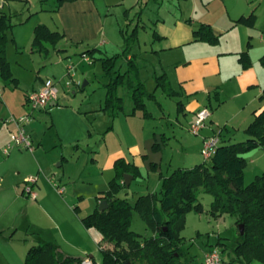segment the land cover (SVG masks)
<instances>
[{"label": "rangeland", "instance_id": "rangeland-1", "mask_svg": "<svg viewBox=\"0 0 264 264\" xmlns=\"http://www.w3.org/2000/svg\"><path fill=\"white\" fill-rule=\"evenodd\" d=\"M105 1L119 0L97 2L102 4ZM55 4L56 0H10L9 5L4 8L11 15L12 22L26 17L32 10L54 7ZM123 5L127 8H115L110 12V20L115 29L120 26L126 34L131 33L134 27L138 29V38L133 44L132 53L140 66V79L146 89L155 95L154 98H145L149 116H141L142 112L138 110L136 117H125L123 112L131 109L132 102L126 94V89L119 87L118 94L122 95L124 100L123 111L118 119L112 122L114 128L107 135L105 145L102 137L111 122L106 117L102 119L101 114H90L92 108L102 104L105 92L103 83L107 77L103 75L100 60L97 56L93 58L86 55L87 59L82 56L81 52L88 47L87 44L72 46L60 42L59 46L64 51L60 54L53 50V65L45 67L41 72L42 76H51L54 72V80L60 91L59 98L57 104H49L37 117V134H41L45 142L55 138L59 142L55 146L56 150L59 156L69 161L65 168L73 180L80 177L91 184L111 177L112 171L103 167L102 162L111 163L114 159L112 153L124 150L129 143L140 145L143 153L159 151V154H150L147 161L140 162L139 175L118 193V196L127 197L133 202L140 194L149 191L159 193L158 172L156 167H152V163L159 162L161 154L164 157L159 168L164 173L178 166L192 167L203 161L209 163V159L205 160L201 154L203 140L200 148V138L208 130L207 123L210 118L205 121L206 128L198 134L190 131L192 111L189 106H195L196 102L198 107H205L210 111L214 123V130L203 138L221 133L223 137L233 135L229 141L236 142L247 137L243 129L252 110H258L264 104V100L258 98L261 88H264V64L260 63V58L264 57V0H126ZM130 6L135 8H129ZM124 9H127L125 13ZM253 9L256 21L252 27L242 23L234 24L235 18L247 15ZM42 14L45 13L33 17L32 21ZM200 22H209L221 32L216 45H200L196 42L176 45L187 41L192 30ZM155 30L166 37L155 40L152 37ZM102 38L107 44L99 47L100 55L120 52L125 46L123 38L119 44L110 43L107 36ZM247 40L251 43L252 66L241 71L236 51L243 50ZM28 52L29 49L26 48V62ZM11 59L14 63L13 58ZM121 63L125 67V62ZM41 65L42 61L38 63L37 68H43ZM162 73L168 81L166 90L156 86L155 77ZM30 75L23 74L20 76L21 81H28L32 78ZM256 75L260 77V84L248 87L251 82L255 83ZM202 83L204 86H201ZM213 87L221 88L217 98L214 90L209 92V88ZM170 90L176 92L169 94ZM181 104L184 110L181 109ZM55 107L60 109L51 111ZM29 113L30 116L33 115L32 112ZM36 113L37 111L34 112ZM52 122L55 124L51 129ZM87 130L92 132L91 136L87 135ZM122 139L126 143L124 146L119 145ZM158 143L161 150H154L153 145ZM92 155L102 161L101 165L90 162ZM243 156L246 160L243 168L244 184H248L255 175L264 171V146L249 149ZM86 159L88 162L83 165ZM58 162L59 160L52 165L55 172L62 171V167L57 166ZM80 178L77 181L78 186L82 182ZM51 179V175L46 177L48 183L53 185ZM67 185L71 189V181H68ZM212 199L210 192L199 190L197 200L202 205L201 211H187L182 222L176 225V232L180 237L179 245L188 264H201L209 247H216L226 264H262L256 259L248 263L233 260L235 253L231 247L235 246L238 240L234 219L228 214L212 216L209 213ZM93 203L95 204V200L93 202L90 199L82 202L81 212L86 213ZM131 229L140 236H150L154 233L137 212L133 214ZM95 255L97 263L100 264V250H97Z\"/></svg>", "mask_w": 264, "mask_h": 264}, {"label": "trees", "instance_id": "trees-1", "mask_svg": "<svg viewBox=\"0 0 264 264\" xmlns=\"http://www.w3.org/2000/svg\"><path fill=\"white\" fill-rule=\"evenodd\" d=\"M66 1L74 0H56V7ZM235 21L253 26L255 14L241 15ZM11 26L10 17L0 11V78L16 84L5 51L6 31ZM121 33L124 48L120 52L97 58L103 75L107 77L103 83L105 96L101 110L111 118L123 111V96L118 94V88L122 87L133 104L128 114L123 113L133 115L136 110H140L144 117H148L144 101L155 95L146 89L140 79V66L132 53L138 29L134 27L128 34L121 29ZM218 36L209 24L200 23L193 30V40L216 43ZM62 37L59 31L51 30L45 24H37L33 30L32 48L46 52V44L56 45ZM96 51L98 49L90 48L81 54L94 58ZM238 60L243 68L250 64L246 51L239 53ZM121 61L125 62L124 69L120 65ZM155 79L157 87L168 89L164 73ZM172 93L170 90L169 94ZM259 98L264 100V93ZM243 130L247 137L236 142H230L220 133L213 153L205 158L209 159V163L203 161L192 167L178 166L172 169L161 176L159 193L140 194L133 202L127 197L118 196V193L125 186L123 174L129 173L135 178L140 173L139 168L132 162L117 158L113 163L114 174L108 182V189L97 196L99 202L106 200L107 207L99 210L98 202L90 213L81 218L86 227L95 228L102 236L104 245L100 247V264H188L179 245L176 225L182 222L187 211H201L202 205L197 200L199 190L212 194L209 208L212 216L228 214L234 219L238 240L231 247L235 253L233 260L248 263L256 259L264 264V171L255 175L248 184H244L243 174L246 162L243 154L249 149L264 146V108L254 114ZM153 148L157 150L158 144H154ZM152 167H156L155 163H152ZM134 212L152 228V235L140 236L131 229ZM239 224L243 225L242 233ZM220 245L225 247L223 243ZM89 260L90 264H98L93 258ZM82 261L81 257L65 254L54 243L43 242L28 248L23 264H82Z\"/></svg>", "mask_w": 264, "mask_h": 264}, {"label": "crops", "instance_id": "crops-1", "mask_svg": "<svg viewBox=\"0 0 264 264\" xmlns=\"http://www.w3.org/2000/svg\"><path fill=\"white\" fill-rule=\"evenodd\" d=\"M97 1L98 0H74L63 2L58 7H56V4L54 7H40L34 11H30L26 17L19 18L12 22L11 15L8 14L4 8V6L9 5L10 0H5V3H3L2 6L0 4V11H3L8 16L10 15V22L12 23V26L6 31L7 41L5 51L12 76L16 78V84L0 78V264H23L28 248L31 245L43 242L56 244L65 254L78 256L82 259L93 258L97 262L95 254L97 250H100V247L104 245L101 240L102 236L95 228L86 227L82 223L81 218L94 209L99 202L97 196L108 189V182L114 174L113 163L117 158H123L127 162H132L139 168L140 162L147 161L150 154H159V151L153 150L143 153L140 149V145L136 143H129L126 145L124 139H122L119 145L124 146L125 144L126 146L124 150L120 149L114 151L112 153L114 159L111 163H109L110 161H101L103 167H106L108 171H112L111 177H107L101 182L91 184L80 177L73 180V177H71L72 175L66 171L65 165L68 164L69 161L63 156H59L55 147L59 142L56 141L54 136L53 140L49 141L47 139V142H45L40 136L41 134H37V128L39 126L37 117H39V115H41V113L48 107L38 110L36 114H34V111L32 112L33 115L30 116V110L26 103V95L28 92L38 89L45 78L56 79L54 72L51 73V76H42L41 72L46 69L45 67L53 65V62L51 61L53 58V50L60 54L64 51L63 48L59 46V43L64 42L72 46L87 44L88 47L82 52L90 48H96L98 51H96L93 56L94 58L96 56V58H98L102 56L100 55L101 53H98L100 52L99 47L104 43L107 44V41H104L102 37L107 36V40L110 43L112 42L115 44H119L121 38H123L121 33V29L123 28L119 26L115 29V26L111 24L110 12L115 8H127V6L124 7L123 5L126 0H119L116 2L105 1L102 2V4ZM129 8L135 7L130 6ZM126 10L127 9H124L123 13H125ZM254 11L255 9L251 10L249 13H254ZM40 13L45 14H42V16L32 21V18L40 15ZM115 15L117 16V14ZM237 18L234 19V24H238L235 21ZM130 23L131 22H128V24ZM200 23L209 24L214 31L219 34V40L221 32L209 22ZM37 24H45L51 30H56L63 34L62 39L58 41L56 45L46 44V52H40L32 48L33 30ZM117 24L119 23L117 22ZM136 26H138V24ZM193 30L191 37H189L187 41H181L176 45H183L187 42H196L200 45L202 43L216 45L215 43H209L202 40H193ZM152 37L155 40H158L163 39V37L166 36L157 33L155 30L152 32ZM250 47V40H247L245 48L236 51L237 61L240 65L241 71L250 69L252 66ZM26 48L29 49V54L26 57L27 62L24 60ZM244 51L247 52L250 59V64L246 68H243L238 60L239 53ZM128 57H130V54ZM11 58H13L14 63ZM201 59L204 60V58ZM40 61H42L41 67L43 68H37ZM260 63L264 64V57L260 58ZM120 65L122 69L125 68L123 67V63H120ZM25 73H30V77L32 78L28 79V81L25 80V82H22L20 76ZM255 77V83L251 82L248 87L260 84V77L258 75ZM201 86H204V83H202ZM64 87L66 88V86ZM211 90H214L216 98L219 97L218 94L221 88H209V92ZM17 91H20L21 93ZM172 92L175 93L176 91L172 90ZM59 93L60 91L58 87L57 97L49 102L50 105L57 104ZM262 93H264V88H261L258 98ZM102 104L100 105L99 103L97 107L92 108L90 114L93 116H95V114H101L100 117L102 119L106 117L111 122V124L104 130L105 134L102 137L104 139V144L106 145V137L114 128L112 122L114 123L122 112H119L116 117L111 118L105 111L101 110ZM262 108H264V104H262L258 110H252L246 126L253 119L254 114L258 113ZM55 109L60 108L55 107L51 111H54ZM131 109L125 113L128 114ZM181 109L184 110L182 104ZM198 109H200V107H198L197 102L195 106H189V110L192 111L190 123L194 120L195 113ZM137 111L138 110H136L133 115H127L125 113H123V115L125 117H136ZM25 115H28L29 120L24 124V128L30 135L33 150L12 147L7 153H5L3 147L6 143L12 140L13 135L16 132L15 124L8 121V118L11 116L17 118ZM141 116H143L142 113ZM209 118V124L207 123L208 130L204 132L203 137L209 135L214 130V123L211 119V114ZM53 124L55 123L52 122L51 129L54 128ZM205 128L206 127H203L201 130ZM57 131L58 130L56 129V134L58 133ZM87 135L91 136L92 132L87 130ZM232 136L228 135L223 138L231 139ZM203 137L200 138V148ZM158 146V149L161 150L160 143H158ZM110 155L111 153L108 154V157H110ZM145 157L146 159H144ZM163 157L164 155L161 154L159 157L160 161L153 162L156 164L155 169L158 172L159 181L162 175H166L172 171V169H168L166 173H164V171L160 170L159 166ZM57 160H59L57 166L62 167L61 172H55L52 168L53 163ZM87 162L88 160L86 159V162L83 165H86ZM90 162L96 165H101L99 158L96 156L94 157L93 155L90 158ZM156 170L154 172H156ZM30 175L36 176V182L33 185V189L36 192V198L34 199L29 197L24 191L25 181ZM50 175L52 176L50 181H53V185H50L46 180V177ZM79 178L82 180L80 186L77 185ZM133 179L132 175L130 183ZM68 181H71V189L67 185ZM120 182H122V180ZM54 183L63 187V192L60 193L56 188H53ZM147 193L151 192L149 191ZM88 199L93 200V202L95 200V204L93 203L90 209L86 211V213H83L81 212V204ZM75 206L78 207L77 210L74 209ZM5 229H7V231ZM209 249L210 248H208L205 253ZM201 264H203V259Z\"/></svg>", "mask_w": 264, "mask_h": 264}, {"label": "built area", "instance_id": "built-area-1", "mask_svg": "<svg viewBox=\"0 0 264 264\" xmlns=\"http://www.w3.org/2000/svg\"><path fill=\"white\" fill-rule=\"evenodd\" d=\"M4 0H0L1 6ZM87 59L86 54H82ZM58 86L53 78H45L42 85L36 89L28 92L26 95V103L29 107L30 112L38 111L47 107L49 102L57 97ZM210 117V111L203 107L196 111L194 120L190 123V131L194 134H198L199 131L205 127L206 119ZM29 120L28 115L22 117H9L8 121L12 122L16 126V132L13 135L11 141L6 143L3 147V151L7 153L12 147L25 148L28 150H33V145L30 139V135L24 128V124ZM217 135L203 138V145L201 148V154L204 158H208L214 151V146L217 142ZM36 182V176L30 175L25 181L24 191L31 197L36 198V192L33 189V185ZM54 187L58 192H63L64 188L55 184ZM82 264H90L89 258H85ZM203 264H226L217 248H210L204 254Z\"/></svg>", "mask_w": 264, "mask_h": 264}, {"label": "water", "instance_id": "water-1", "mask_svg": "<svg viewBox=\"0 0 264 264\" xmlns=\"http://www.w3.org/2000/svg\"><path fill=\"white\" fill-rule=\"evenodd\" d=\"M86 83V82H85ZM85 83H83V84H85ZM132 179V175L131 174H129V173H124L123 174V182H124V184H125V186H128L129 185V183H130V180ZM107 207V202H106V200H101L100 202H99V204H98V209L99 210H103V209H105ZM238 228H239V231H240V233H242L243 232V225L242 224H239L238 225Z\"/></svg>", "mask_w": 264, "mask_h": 264}]
</instances>
